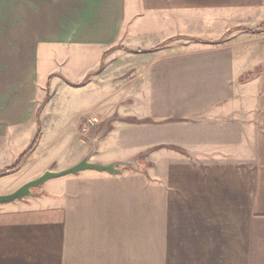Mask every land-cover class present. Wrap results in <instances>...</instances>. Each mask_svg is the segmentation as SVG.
Segmentation results:
<instances>
[{
	"label": "crops",
	"instance_id": "1",
	"mask_svg": "<svg viewBox=\"0 0 264 264\" xmlns=\"http://www.w3.org/2000/svg\"><path fill=\"white\" fill-rule=\"evenodd\" d=\"M263 22L264 0H0V170L53 128L38 123L57 88L126 84L147 110L94 104L116 119L90 160L144 152L141 170H83L0 204V264H264ZM91 57L77 85L59 76ZM120 122L143 133L121 154ZM79 142L58 163L35 146L0 193L73 165Z\"/></svg>",
	"mask_w": 264,
	"mask_h": 264
},
{
	"label": "rangeland",
	"instance_id": "2",
	"mask_svg": "<svg viewBox=\"0 0 264 264\" xmlns=\"http://www.w3.org/2000/svg\"><path fill=\"white\" fill-rule=\"evenodd\" d=\"M92 61H93V58L91 57V58H85L84 60L80 61L79 64L77 63L76 70H75L76 74H74L73 76H71L69 73L64 72L62 70L63 68L58 69V72L61 74V75L59 74V76L64 77L66 75L67 77L71 78V80L66 78L67 80L77 85L80 82V80L79 78H76V76L78 74L79 76H82L86 72L84 69L88 68L92 64ZM99 69H100V66H97L95 71ZM93 72H90V73H93ZM91 76L92 75L87 74V77H91ZM54 87H59V84L49 83V87H48L49 90L48 91L46 90L48 97L50 96L51 93L52 94L54 93V89H55ZM116 88L117 86H114V83L109 84L108 82L102 81V80L101 82H96V83L94 81L93 83H91V86L89 87L87 86L84 88L74 87L72 85H70L69 87L65 86L63 88H57L55 91V96L52 99L53 101L51 105H47L44 110L45 113H42L39 115V123H38V128H39L41 124L44 123L45 120H48L49 122H54L53 128L52 129L48 128L46 130V134L44 135L43 140L35 148L36 150L33 153V158H36V161H38L39 159H44L45 161H48L49 159H52V158L56 159L60 157V159L58 158L52 162V163H58L63 158L64 155H66L67 153H70V151L73 149L79 148L78 146V144L80 145L79 137L88 138L89 144L91 146L92 141L95 138V135L100 128L96 130V133H91L92 132L91 130L99 126L101 127V125L105 121L104 119L102 120V118L98 116L100 115V111H96L94 108V104L96 102L102 101V102H108L109 104L110 103L116 104V102L119 101L120 105L117 106L116 104L117 107L115 106L114 110L117 113H121V115H124V116L129 115V114L130 115L137 114L139 111L142 112L145 109V104H143L142 102L141 104H138L136 103L135 100L126 98V96L124 95V92L128 88L126 84H124L121 88L122 93L120 92L117 93ZM151 107L152 105H148V110H151ZM43 109H44V104H43ZM145 111L147 110L145 109ZM75 115L82 117L81 122L87 116H95L99 118V123L96 126L92 127L86 134H83L81 132L80 130L81 123H80L79 130L75 136V131L74 129H72V125L70 124V119ZM110 118H113V120L116 119V117L114 116L113 117L111 116L108 119ZM110 122H113V121H110ZM120 124L122 126L118 128L116 132L112 131L111 133H109V136H108V138H110L111 134L114 135L111 141V144L114 146L113 151L118 152V153L122 151V147H124V149H128L129 148L128 145L139 142V141H136L138 140L139 137L132 140L133 135L139 136L143 134L142 132H140L139 130L140 127L138 126H132L131 129H127V127L130 125L124 124V122H120ZM109 127H110V123H109ZM124 143H129V144L125 146L123 145ZM41 152L42 154L37 158L36 156ZM140 155L142 156L138 160L139 165L145 153L141 152ZM92 157H95V154H93ZM122 166L123 165H121L120 167L123 168ZM129 167L132 168L131 166ZM86 171H91V169H88ZM68 175H72V174H68ZM68 175H65V176H68ZM21 176H23V174ZM65 176L49 179L50 181L44 182L42 186H46L50 189H54L52 187H55L56 185H58L59 187L57 189H59L61 188L60 182L61 180H63V178H65ZM17 179L18 178H15V180L11 183V185H13V186L10 185L12 189H16L18 186L21 185ZM38 188H40V186ZM38 188H36L35 190H37Z\"/></svg>",
	"mask_w": 264,
	"mask_h": 264
},
{
	"label": "water",
	"instance_id": "3",
	"mask_svg": "<svg viewBox=\"0 0 264 264\" xmlns=\"http://www.w3.org/2000/svg\"><path fill=\"white\" fill-rule=\"evenodd\" d=\"M112 120L113 118H110L103 122L100 129L96 133L95 138L93 139L88 152L80 160H78L73 165L61 170L46 169L40 175L24 182L13 191L8 193H0V204L12 202L15 200H20L23 199L24 197L34 195L35 189L41 186L45 181L55 177L65 176L68 174H77L78 172L83 170L91 169L99 172H107L109 174H117L121 171L119 165H127V164H129V166H131L133 170H141L140 165L138 164V160L143 154L136 155L127 160H115L108 164L93 162L90 160L91 155H93L96 150L97 141L108 131L109 123Z\"/></svg>",
	"mask_w": 264,
	"mask_h": 264
},
{
	"label": "trees",
	"instance_id": "4",
	"mask_svg": "<svg viewBox=\"0 0 264 264\" xmlns=\"http://www.w3.org/2000/svg\"><path fill=\"white\" fill-rule=\"evenodd\" d=\"M37 140H38V135L35 137V139L32 141L29 147L19 156V158L12 165L0 170V176L6 175V174H9V173H12L18 170L23 165L24 161L27 159V157L30 155L33 149L35 148Z\"/></svg>",
	"mask_w": 264,
	"mask_h": 264
},
{
	"label": "built area",
	"instance_id": "5",
	"mask_svg": "<svg viewBox=\"0 0 264 264\" xmlns=\"http://www.w3.org/2000/svg\"><path fill=\"white\" fill-rule=\"evenodd\" d=\"M84 119L85 120L83 121L80 128L83 134H86L92 127L96 126L99 123V118L95 116H87Z\"/></svg>",
	"mask_w": 264,
	"mask_h": 264
},
{
	"label": "bare ground",
	"instance_id": "6",
	"mask_svg": "<svg viewBox=\"0 0 264 264\" xmlns=\"http://www.w3.org/2000/svg\"><path fill=\"white\" fill-rule=\"evenodd\" d=\"M84 120H85V119H83V120H82V122H81L80 126L82 125V123H83V121H84Z\"/></svg>",
	"mask_w": 264,
	"mask_h": 264
}]
</instances>
